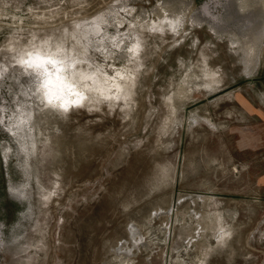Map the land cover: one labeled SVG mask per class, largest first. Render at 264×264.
<instances>
[{
	"label": "rangeland",
	"instance_id": "obj_1",
	"mask_svg": "<svg viewBox=\"0 0 264 264\" xmlns=\"http://www.w3.org/2000/svg\"><path fill=\"white\" fill-rule=\"evenodd\" d=\"M0 264H264V0H0Z\"/></svg>",
	"mask_w": 264,
	"mask_h": 264
}]
</instances>
